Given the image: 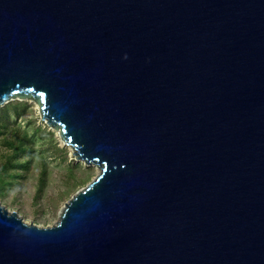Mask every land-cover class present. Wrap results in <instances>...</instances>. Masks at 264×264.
<instances>
[{"label": "water", "instance_id": "water-1", "mask_svg": "<svg viewBox=\"0 0 264 264\" xmlns=\"http://www.w3.org/2000/svg\"><path fill=\"white\" fill-rule=\"evenodd\" d=\"M98 173L0 264H264V0H0V108Z\"/></svg>", "mask_w": 264, "mask_h": 264}, {"label": "rangeland", "instance_id": "rangeland-1", "mask_svg": "<svg viewBox=\"0 0 264 264\" xmlns=\"http://www.w3.org/2000/svg\"><path fill=\"white\" fill-rule=\"evenodd\" d=\"M15 103L26 105L25 112L16 119V126L28 135H31L32 129L39 128L42 136L32 140L33 156L16 187L0 193V206L10 212L15 211L25 223L51 226L65 202L89 183L98 169L76 159L57 132L40 120L37 106L32 101L11 100L3 106ZM42 146L47 147L44 152L40 151ZM42 161L45 162L44 185L35 199Z\"/></svg>", "mask_w": 264, "mask_h": 264}, {"label": "trees", "instance_id": "trees-1", "mask_svg": "<svg viewBox=\"0 0 264 264\" xmlns=\"http://www.w3.org/2000/svg\"><path fill=\"white\" fill-rule=\"evenodd\" d=\"M26 110L25 104L15 103L0 108V193L16 187L22 172L27 169L33 156L32 140L42 136L39 128L32 129L31 135L16 126L18 119ZM46 146L40 151L44 152ZM38 177V188L35 199L44 185L45 162Z\"/></svg>", "mask_w": 264, "mask_h": 264}]
</instances>
